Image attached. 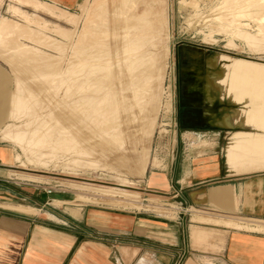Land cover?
I'll return each instance as SVG.
<instances>
[{
	"label": "rangeland",
	"instance_id": "374dc122",
	"mask_svg": "<svg viewBox=\"0 0 264 264\" xmlns=\"http://www.w3.org/2000/svg\"><path fill=\"white\" fill-rule=\"evenodd\" d=\"M34 1L0 0V17L2 15L7 16L16 22L22 23L25 16L33 18L32 15L37 13L45 20L46 26L48 27L47 31H44L45 36H47L44 38H47L48 45L29 41L22 36L19 39L22 43L31 45L32 49L36 48L35 50H40L43 54L45 52L42 58V60L44 59L45 61L34 58L32 62L29 60L32 65L29 61L26 63L25 61L27 60L22 62L23 59L19 57L18 59L20 61H18L13 50L12 53H4V55L7 54L6 56L8 57L14 54L13 57L10 58H12L13 64L17 65H15V67L12 65L11 67L10 62L6 60L3 55V58L0 55V75L7 79L5 89L10 94L16 90L15 88L21 85L23 91H27L25 92L27 96L26 105L30 108L31 114L33 113L31 115L29 111H27L29 114H26L25 111H16V109H13L15 107H13V102L10 100H5L2 104L6 105L8 109L6 111V116L0 121V143L6 144L8 153L11 154L8 161L9 164L5 167L6 175L10 179L17 182L18 185L23 184L29 186L35 190V192L46 191L47 189H50L51 192L57 190V193L61 194L63 199H65L64 203L67 207L81 204H94L99 206L104 205L114 209L153 212L161 216L175 217L176 209L179 206H174L175 203L168 197L169 194L156 192L148 185L152 184L150 180L154 178L155 175L160 176L162 180L166 176L173 180V183L213 180L214 182L211 183L214 184L219 180H226L223 175L214 176L218 171H226L240 176H257L264 174V159H262V161L260 160L259 163H257L256 160V162H254L256 164L252 162L249 164V162L245 161L247 162L245 165L237 163L235 166H229L226 162L225 147L229 137L236 131L244 130L252 133L259 132L264 134L261 127H258L249 120L251 106L253 108L254 106L264 104V95L257 94L255 92L256 90H254L255 93L251 91V95L248 89V96L246 89L242 90L239 87L234 88V86L233 88L228 87L230 91L227 88L224 89L225 91H222L212 82L213 80H210L214 79L213 75L215 73L222 70L221 64L231 63V58L238 59L239 57L264 63V42L262 43V41H264V28L262 27L264 24L262 25L263 21L259 22L260 24L256 21L255 14H252L250 17V15L247 16L245 11L242 10L237 16H239V20L243 24H237L238 26L236 25L235 27L236 22H233L231 19L230 21L229 18H227H231V7H223L224 10L227 9L225 12L228 15L223 12L224 10L222 8L221 12L219 11V14L217 13V9L221 5V0H194V2L193 0H163L161 2L159 8L166 18L168 48L164 69L165 73L161 84L162 91L158 101L159 107L155 114L156 117H154L156 118L154 120L155 125L152 133L153 135L149 141L150 150L144 171L140 172L141 169H136V167L139 168V166H136V162L134 161L133 163L131 159L128 162L127 160L129 159L123 157L120 161L116 160V158L114 161L112 155H107L110 153L113 154V151H121L117 148L129 146L131 141L126 137H122L124 141L121 138V142L119 139L118 143L116 141L104 147L96 145L92 148L93 153L89 154V156H82V159V157L64 154L62 149L65 148V145L62 147L60 146L63 152L59 150L60 148H56L58 145L54 146V133L52 130L51 133H48L49 139L46 138L48 142L47 140H42V143L37 142L38 146H35L36 143H32L29 145L27 152H23L19 144L13 143L15 142L13 141L14 139L8 136L6 137L7 130H14V128H17L16 130L22 134L20 136L23 138L21 142L24 143L25 139L36 131L35 127H37L36 124L40 119L42 124L47 123L48 126L51 124L50 127L51 129L53 128L51 104L58 103L56 99L58 95L60 96L64 93L65 89L60 86L62 84L59 82L60 75L57 71L49 69L55 67L57 70L58 66V70L65 68V63L69 60L68 55L71 53L70 50L72 51L76 46L75 44H77V47H80L81 42L78 44L75 42V39L80 29V19L83 14L81 7H85L91 2V0H70V2H64L63 4L60 2H53V0ZM20 2L22 4H19ZM45 2L53 3L72 14L81 15V17H78L79 20L77 24L73 25L60 17L59 11L55 9L45 11L44 8H41L40 6ZM32 3L34 5H32ZM252 8L256 10V6L253 5L249 7L248 10H252ZM261 10L264 12V8H261ZM261 10L259 9V12L256 14H261ZM220 13H222V15L225 14V16H222ZM260 25L262 26L259 27ZM52 26L65 28L68 32L58 35V33L52 29ZM261 28H263V30H260ZM238 29L244 33L246 32L249 37H254L255 40L251 43L248 42L247 39H241V36L234 34ZM68 34L70 37H68ZM259 38L260 40H258ZM257 40L259 42L261 41L262 44L257 45V43H255ZM52 43L53 45H51ZM72 45L73 48L71 49ZM251 45L254 46L251 47ZM59 46L61 47L59 48ZM65 48L68 49L64 50ZM74 51L76 52V49H74ZM218 54H223V56L221 59H217V61L214 62L213 57H216ZM45 55H47V58ZM224 56L227 57L224 58ZM52 61L55 63L52 64ZM20 62L26 64H22L21 66ZM57 62H60L59 65ZM72 62L75 61L72 60ZM26 65L31 66L29 67L30 69ZM48 66L50 67L49 69ZM26 68H28L29 72ZM31 68L35 70L38 69L37 72L35 71L37 74L34 72V69L31 71ZM18 69L21 71L19 72ZM32 72L35 73L34 78L33 76H28V74L30 75ZM42 73L45 74L43 75ZM31 75H33V73ZM55 75H58V77L56 78ZM257 78L264 80V75L260 76V78L256 77V79ZM58 84L59 87H61L60 89H58ZM55 87L57 88V96ZM53 91L55 92L53 93ZM29 95L31 97H29ZM235 95H240L239 99H237L238 96ZM240 97L243 99H240ZM234 98L239 101L241 100L240 103L239 101L236 102V100L233 101ZM242 100L244 101L242 102ZM242 104H244V106ZM35 106H37V108ZM38 116L40 117L38 118ZM232 116L234 118H232ZM238 122L241 124H238ZM41 126L42 125H40V127ZM89 130L86 129L85 132L93 137L95 136V138L99 134L97 130L94 131L95 133ZM29 131L31 132L28 133ZM77 142V140L72 139L69 145L77 144ZM263 143L262 141L260 145H264ZM82 144H84V141ZM118 144L119 146H117ZM107 147L110 148L108 149ZM113 147L116 148L114 149ZM124 154L126 155L127 153ZM33 158H35V160L36 158H40V160L36 162ZM133 166H136L135 169H133ZM135 170L137 172L133 173ZM175 180H178V182ZM76 184H78V186ZM103 186L124 189L125 191L123 194L102 193L98 188ZM58 203H60V201H58ZM190 217L193 218V220L197 218L196 215H191ZM234 219L235 221L228 218H212L208 221L221 222L236 228H246L258 233H264L263 217L251 218L242 215L239 217L236 216Z\"/></svg>",
	"mask_w": 264,
	"mask_h": 264
},
{
	"label": "bare ground",
	"instance_id": "6f19581e",
	"mask_svg": "<svg viewBox=\"0 0 264 264\" xmlns=\"http://www.w3.org/2000/svg\"><path fill=\"white\" fill-rule=\"evenodd\" d=\"M162 1L163 0H91L90 3H86L87 5L85 7H81L83 11L82 17L81 15L78 16L72 14L53 3H42V6L40 7L44 8L45 11H51L52 9L59 11V16L69 21L73 25L77 24L79 20L78 17H81L80 29L77 32L75 39L76 43L79 44L81 42V44L80 47H77V44H75L76 46L74 45V48L73 45L72 47L68 46L73 49L72 51L70 50L71 53L70 55H68L69 60L67 59L68 61L65 63V68H61L58 70V66L56 70L55 67L50 68L48 66V69L50 68L49 70L53 69L60 75L59 82L64 85L60 86L65 89L64 93L59 96L56 88L57 85L55 87V91L57 93L56 96L58 95L56 99L58 103L56 102L54 104H51L53 113V128L51 129V124H49V126L47 125V123L42 124V121L40 119L41 122L37 120V124L34 123L37 125V127H35L36 131L34 132V134H30L28 137L26 135L27 138L25 139L24 143L21 142L23 140V138L20 137L22 134L21 132H18V130H16L17 128H14V130H7L6 137L8 136L14 139L13 141L15 142L13 143L19 144L22 151L27 152L29 145H31L32 143H36V146L42 140H47L48 142V133H51L53 130L54 146L58 145L56 146V148H60V146L62 147L65 145V148L63 147L64 149L60 148L59 150L62 149L64 152L62 150L61 152H63L64 154H67L69 156L74 155L77 157H82L84 155L89 156V154L93 153L92 148L96 145L104 147L111 143H115L116 141L118 143L119 139L121 142L122 139L126 137L131 141V144L129 146L120 147L121 149L117 148L121 151H113L114 153H116H110L107 155H112L114 161L115 158L116 160L120 161L123 157L129 159H126L128 162L131 159L133 163L134 161L136 162V166H139V168L133 166V169H135L136 167V169H141L140 172L144 171L150 150L149 141L151 139V136L153 135L152 133L155 125L154 120L156 118L154 117H156L155 114L158 111L159 107L158 101L159 97L161 96L160 93L162 91L161 84L165 73L164 69L166 65L168 48L166 18L163 16L159 8ZM33 3L32 5H34ZM220 3L221 5L217 9L218 12H216L219 14V11L221 12V8L223 9V7L226 6L231 7V18L227 16L226 17L229 18V20L231 19L233 22H236L235 27L237 24H243L239 20V16H237V14L242 10L245 11L247 16L250 15V17L252 14H255L256 17L254 15L253 16L256 18V21H258V23L263 21L262 25L264 24V12H262L261 10V8H264V0H221ZM19 4L22 3L20 2ZM252 5L256 6V10L254 9L255 7L252 8V10H248L249 7H252ZM259 9L261 10V14H256L259 12ZM225 10L227 11V9ZM225 10L223 12H225ZM220 14L222 15V13ZM225 14L227 13L225 12ZM225 14L222 16H225ZM32 16L33 18L25 16L24 20H22V23L18 21L16 22L15 20L7 16L2 15L0 17V55L2 58L4 56L6 60L10 62L11 67L14 64L12 58L10 57H13L14 54L17 59L18 57L23 59L22 62L24 60H27L25 61L26 63L29 60H31L32 62L34 58L38 60L41 59V61L44 60H42V58L44 57L43 55L45 54V52L43 54L40 50H35L36 48H33V50L31 45L22 43L19 40L22 36L29 41H35L36 43L48 45L47 38H44L47 37L45 36L44 31H47L48 29L45 20L37 13H34ZM262 25H260L259 27H261ZM262 27L264 28V25ZM263 28H261L260 30H263ZM52 29L56 33H58V35L60 33L65 34L68 32V30H66L65 28L63 29L62 27L57 26H52ZM236 31L237 32L234 34L241 36V39H247L248 42L251 43L255 40L254 37H249L246 32L244 33L239 29ZM68 37H70L69 34ZM258 40H260V38ZM257 41L255 42L257 43V45L264 42L262 41L261 43V41ZM51 45H53V43ZM253 46L251 45V47ZM60 47L61 46H59V48ZM66 49L68 48H65L64 50ZM74 49H76V52L74 51ZM8 50L12 51L10 52ZM13 50L15 53L11 54L12 56L8 57L6 56L7 54L4 55V53L6 52L12 53ZM45 56L47 58V55ZM222 56L223 54H218L216 55V57H212L214 58V62H216L217 59H221ZM225 57L227 56H224V58ZM72 60H74L75 62H72ZM18 61L20 60L18 59ZM55 62L52 61L51 63L54 64ZM59 63L57 62L58 65ZM22 64L23 63H21V66ZM220 66H222V70L213 75L214 79H210L213 80L212 82L219 87L218 89L225 91V88H233L234 86V88L239 87L242 90L246 89L247 94L249 93V89V94H251V91L254 92V90H256L255 92L257 94L264 95V80L258 78L256 79V77L260 78V76L264 75V63L257 62L255 60L250 61L238 57V59L231 58L230 64L225 63L223 65L221 64ZM29 67L31 66H28V68ZM28 68H26L27 71ZM32 69L34 68H31V71ZM35 71L37 72L38 69H34V72ZM34 72H32L33 75H31V73L30 75L28 74V76H33L34 78V74L36 73ZM45 73L42 74L44 75ZM55 76L56 78L58 77V75ZM18 87L15 88L16 90H14L13 93H10V101L13 102L12 105L13 107H15L13 109H16V111L19 112L25 111L26 114H29L30 112L31 114L30 108L26 105L27 96L25 92L27 91H23L21 85ZM61 87H59L58 89H60ZM228 90L230 91V89ZM55 91H53V93ZM239 96L237 99H239ZM29 97L31 96L29 95ZM240 99L243 98L240 97ZM234 100L236 99L234 98L233 101ZM237 101L239 100H236V102ZM243 101L244 100H242V102ZM242 105L244 106V104ZM35 107L37 108V106ZM251 108L249 120L253 124H256L258 127H261V130L264 131V104L260 106H254L252 109ZM39 117L40 116H38V118ZM232 118L234 117L232 116ZM232 118L231 120L233 121ZM239 123L240 122H238V124ZM40 125L42 126L40 127ZM88 128L92 130V133H95V130L99 132L96 138L95 136L93 137L92 135H89L85 132L86 129L89 130ZM30 132L31 131H29L28 133ZM72 139L77 140V144L69 145V142H71ZM83 141L84 144H82ZM262 141L264 142V134H261L259 132L252 133L244 130L234 132L231 137H229L225 145L226 162L231 167L235 166V164L237 163L241 165H245L247 162H249V164L251 162L254 163L256 162V160L257 163H259L260 160L262 161V159H264V145H260ZM117 146H119V144ZM110 147L107 148L109 149ZM124 153L127 154L125 155ZM33 160H35V158H33ZM37 160H40V158H36L35 161L37 162ZM136 172L137 171L135 170V172L133 173ZM76 185L78 186V184ZM98 189L102 191V193L105 192L111 194H123L125 191L124 189L104 186Z\"/></svg>",
	"mask_w": 264,
	"mask_h": 264
},
{
	"label": "crops",
	"instance_id": "0c3cea01",
	"mask_svg": "<svg viewBox=\"0 0 264 264\" xmlns=\"http://www.w3.org/2000/svg\"><path fill=\"white\" fill-rule=\"evenodd\" d=\"M6 83L0 75V121L10 100ZM10 156L0 143V264H264L263 232L208 221L264 218V174L218 171L214 176L226 180L214 184L155 175L149 187L189 211L167 217L104 205L67 207L57 190L35 192L10 179Z\"/></svg>",
	"mask_w": 264,
	"mask_h": 264
},
{
	"label": "built area",
	"instance_id": "2783aa9c",
	"mask_svg": "<svg viewBox=\"0 0 264 264\" xmlns=\"http://www.w3.org/2000/svg\"><path fill=\"white\" fill-rule=\"evenodd\" d=\"M46 192H47V193H50L51 190H50V189H47ZM185 211H188V209L185 208V206H184L183 208H180V206H179V207L176 209V214H177V215H180L181 212H185Z\"/></svg>",
	"mask_w": 264,
	"mask_h": 264
}]
</instances>
